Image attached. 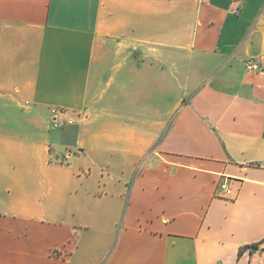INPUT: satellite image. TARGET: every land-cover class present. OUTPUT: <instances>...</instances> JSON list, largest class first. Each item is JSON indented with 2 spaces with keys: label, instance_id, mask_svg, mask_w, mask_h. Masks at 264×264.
<instances>
[{
  "label": "crops",
  "instance_id": "crops-1",
  "mask_svg": "<svg viewBox=\"0 0 264 264\" xmlns=\"http://www.w3.org/2000/svg\"><path fill=\"white\" fill-rule=\"evenodd\" d=\"M0 264H264V0H0Z\"/></svg>",
  "mask_w": 264,
  "mask_h": 264
},
{
  "label": "built area",
  "instance_id": "built-area-1",
  "mask_svg": "<svg viewBox=\"0 0 264 264\" xmlns=\"http://www.w3.org/2000/svg\"><path fill=\"white\" fill-rule=\"evenodd\" d=\"M232 12L234 14H239L241 12V8L238 4L234 5L232 8ZM246 67L249 71H259L261 70L260 66L258 63H256L253 59H250L246 61ZM60 112H63L61 109H53L52 114L54 116V126L60 127L61 123L57 121V117ZM68 123H72V121H69ZM232 190L229 187L228 183L226 181L222 182L219 186V193L222 194L224 197H227L231 194Z\"/></svg>",
  "mask_w": 264,
  "mask_h": 264
},
{
  "label": "rangeland",
  "instance_id": "rangeland-1",
  "mask_svg": "<svg viewBox=\"0 0 264 264\" xmlns=\"http://www.w3.org/2000/svg\"><path fill=\"white\" fill-rule=\"evenodd\" d=\"M53 111V110H52ZM58 118V117H57Z\"/></svg>",
  "mask_w": 264,
  "mask_h": 264
}]
</instances>
